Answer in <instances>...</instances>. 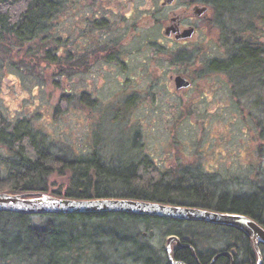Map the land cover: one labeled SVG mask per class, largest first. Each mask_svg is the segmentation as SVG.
I'll return each instance as SVG.
<instances>
[{
	"label": "rangeland",
	"instance_id": "374dc122",
	"mask_svg": "<svg viewBox=\"0 0 264 264\" xmlns=\"http://www.w3.org/2000/svg\"><path fill=\"white\" fill-rule=\"evenodd\" d=\"M61 1L57 16L49 17L46 27L43 26L46 31L40 32L32 43H19L9 37L0 43V114L9 121L11 131L16 123L25 126L34 145L46 157L58 161L50 165L54 172L45 176L47 188L39 193L71 198L66 191L71 185L72 168L64 169L61 163L93 155L113 169L122 164L121 169H127L148 161L150 170H169V178L173 177L170 173L188 169L185 179L206 184L207 193H212L213 184L228 197H240L261 187V183L264 185V68L256 66L254 73L239 68L211 72L208 68L213 65L211 60H224L238 44L251 42L264 50V0H221L230 9L247 6L246 17L239 11L224 12L225 18L219 19L222 26L211 20L213 14L198 18L194 24L200 30L192 37L195 43L184 46L187 52L182 64L175 63L169 53L167 59L160 51L170 9L180 3L175 10L183 11L181 5L185 0L172 7H164L163 0H133L139 18L145 16L148 21L143 23L147 18H140L137 25L144 26L135 27L132 34L121 20L108 34L110 43L119 40L121 54L140 50L131 56L134 80L120 88L100 78L101 54L69 56L67 49L73 34L72 19L68 18L71 0ZM80 1L89 2L92 8L102 5L100 0ZM93 24L97 25V20ZM97 32L95 26H90L86 45L90 52L98 49ZM73 37L76 45H84L74 34ZM143 46L149 47V54V49L141 50ZM173 52H177L176 48ZM75 53L81 55L78 49ZM177 72L183 75L187 86L191 80L189 89L175 87L171 78ZM11 152L0 144V174L5 173L1 169L3 158ZM135 174L137 180L142 173L137 169ZM9 188V184L0 183V193ZM28 216L9 213L0 217V247L5 245V250L9 249L0 252V264H150L152 258H161L166 238L175 230L185 241L195 239L202 252L216 248L220 251L235 242L230 237L232 233L224 231L229 229L227 226L182 220L175 223V228L167 220L123 218L124 214L117 212L109 221L83 219L87 227L79 229L81 234L85 233L81 245L89 246L85 238L97 231L91 227L96 224L107 228L102 231L117 232L118 238L136 237L141 247L150 249L147 258L139 256L135 248L138 244L125 243L122 250L111 248L107 242L99 251L83 252L80 247L78 256L73 253L68 257V253L61 252L53 260H43L35 256L34 250L40 252L41 246L31 245L33 241L24 222L35 229L51 220L66 226L63 221L67 222L69 217ZM72 223L68 221V225ZM262 255L264 263V248ZM241 258L240 262L244 256Z\"/></svg>",
	"mask_w": 264,
	"mask_h": 264
},
{
	"label": "trees",
	"instance_id": "16d2710c",
	"mask_svg": "<svg viewBox=\"0 0 264 264\" xmlns=\"http://www.w3.org/2000/svg\"><path fill=\"white\" fill-rule=\"evenodd\" d=\"M211 1L218 16L217 25L219 26L221 25L219 24V19L225 18L224 15L226 13L224 14V12L236 14L239 11L240 14L243 13L245 17L248 13L247 6L240 9H230L227 3H225L226 1ZM54 2L55 0H0V43H2L6 37L12 38L13 40L16 39L19 43H32L34 39L39 37L40 32L42 34L46 31L43 26L46 27V21L52 16L51 13L53 11ZM18 6H20V8H18ZM233 49L235 52L230 53L224 60L215 63V69L229 71L231 69L233 70V68H239L254 73L255 69L258 67L264 68L263 49L253 46L251 42L235 45ZM24 128L25 126L16 123L15 128L11 131L9 129V121L4 120L0 114V144L12 150L10 155L3 158L1 169L4 170L5 173L0 174V183H7L10 185V188L7 190L9 193L22 194L25 192H43L42 190L47 188L45 176L54 172L53 166L50 165H52V162L57 163L58 161L46 157L36 145H34V140L26 133ZM144 162L135 167L131 165L127 169H121L124 166L123 164L117 165L118 167L113 169L104 165L95 155L89 159H69L62 164L64 169L72 168L71 185L66 191V194L71 198L81 199L112 196L116 198L163 202L179 206L204 207L216 211L244 214L255 219L264 226L263 183L260 184L261 187L254 188L250 193L240 195V197L237 195L228 197V195L220 194L213 184L212 193L211 191L207 193V189L204 187L206 184L203 185L204 183L198 182V179L196 182H192L189 178L185 179L184 176L188 169L178 171L177 174L170 173L173 177L169 178V170L168 172H160L154 167L151 170H157V172L152 173L149 169L150 165L148 166L149 162ZM137 169L142 173L138 175L139 178H137V180L139 179V181H137L135 177ZM152 175L155 176L152 177ZM191 175L194 176L195 174L192 173ZM131 189L141 190H139L140 192H135ZM194 199H196V203H194ZM211 200L213 202H211ZM9 213L17 216L20 215L24 218L28 216L26 214L0 211V217ZM116 214L117 212L66 215L51 214L56 215V218L67 216L69 219L66 220L72 221L73 223L68 225V221H63V223L66 224V226H64L56 224L54 220H51L46 222L45 226L35 229L32 225H28L24 222V228L27 230L28 234H30L31 240L33 241L31 245L40 244V252H37L39 250H33L35 251V256L38 255L39 258H43V260H53L54 257H57L58 253L61 254V252H66L68 253V257H71L73 253L76 254L80 252V247L83 252L89 251L88 249L99 251L104 248L107 242L110 246L112 245L111 248L114 247L122 250L127 246L125 243H133V245H136V243L138 244V239L134 236H129L125 239L118 238L117 232L113 230L102 231L100 229L107 228H99L96 227V224H93L91 227H95L93 229L97 231L92 234V236L86 235L87 238L85 239L87 241L84 239L89 243V246L81 245V242H83L82 234L85 235V233L81 234L79 229L87 227V225H83V219L98 218L108 219L109 221L111 219L110 217H116ZM122 214H124L123 218L135 217L136 219L145 221L156 218L147 215ZM155 220L170 221L174 224L175 228L178 226L175 223L179 224L180 222L179 220L174 221L161 218ZM73 224L75 225L70 229ZM101 225H105V223H101ZM233 228L234 227H229V229L224 231L228 233L233 231ZM115 229L121 232L118 228ZM240 231H238V233H241ZM175 232L181 234L179 231L175 230ZM182 238L184 239L183 236ZM191 241L194 245H197L195 239H191L190 242ZM18 243L21 245L20 242ZM31 245H29V247L32 248L33 246ZM2 246L3 247H0V252L3 253L6 247L5 245ZM141 246L138 244L135 248L139 251V256L145 259L150 249L148 246ZM261 248L263 250L264 246ZM76 255L78 256V254ZM72 257L75 256L73 255ZM96 258L98 260L99 257L97 256ZM55 260L57 259L55 258Z\"/></svg>",
	"mask_w": 264,
	"mask_h": 264
},
{
	"label": "flooded vegetation",
	"instance_id": "af4514ba",
	"mask_svg": "<svg viewBox=\"0 0 264 264\" xmlns=\"http://www.w3.org/2000/svg\"><path fill=\"white\" fill-rule=\"evenodd\" d=\"M178 1L180 0H163L162 5L164 7H172ZM199 1H202L203 3L201 4L198 0L183 1L181 5L183 11L175 10V8L180 5V3H178L177 6L170 9V22L163 27L162 33L165 38H162L163 49L160 53L166 56L167 59H169V53L171 59L173 57L175 63L182 64L186 61L185 54L187 48L184 46L195 43V39H192V37L200 30L199 26L194 24L198 18L201 19L200 17L206 14H213L214 16L211 17V20L217 25L218 16L215 12L212 1ZM100 3H102L101 7L92 8L89 5V2H82L80 0L70 1L71 10L68 14V18L70 16L72 19V32L84 45H76V38L73 37V34H70L71 43L68 44L69 49L67 50L70 57L73 55L81 57L83 56V53H88L89 55L96 53L101 54L100 61L102 62V68L98 70L100 78L105 80L107 84L111 83L116 88H120L134 80V78L131 77L133 75V69H130L132 64L131 56H136L140 50L132 49L130 52L121 54L119 40L114 43L109 42V31H114L115 29L113 27L119 25L122 20V22H125L124 25L126 29H130V33L133 34L135 27L139 28L144 26L143 23H146L149 18L144 16L147 19L143 23L137 25L139 22L138 20L144 17L139 18L137 15L136 6L133 0H125L124 3L122 0H100ZM61 4V0H55L53 11L51 13L53 18L57 16ZM186 17H189L190 19ZM94 20H97V25L93 24ZM190 21L192 23H190ZM90 26H95L98 31V49L94 52H90L89 46H86L88 43ZM188 32L190 33L187 34ZM175 48L177 50L176 53L173 52ZM75 49L80 50L81 55H77ZM142 49L148 50L149 47L143 46L141 50ZM149 53L150 49L148 54ZM211 63L213 65L208 67L209 70L211 72L213 70L217 72V69H215V63H218V59L215 58L213 61L211 60ZM182 76L181 73L177 72L171 79L177 89H189L192 84L191 80H188V86H178V78L183 79ZM175 78L177 80H175ZM61 164H63V162ZM232 230L233 231L228 232V234L232 233L230 237H233L235 242H231L220 251H217L218 249L216 248L213 251L210 250L206 252H202V250H200L197 245H194L192 241H185V238L183 239L181 234L173 232L171 234L177 235L180 239V243L172 242L170 250H168L165 242L161 258L158 260L152 258V260L162 264H256L257 253L252 240L249 236L240 231V229L233 228ZM238 231L241 233H238ZM145 234L146 233H144V235ZM262 246L264 245L260 244L261 254ZM219 254L221 255L213 261L214 257ZM241 256H244V259L240 262V259H242ZM262 264H264L263 261Z\"/></svg>",
	"mask_w": 264,
	"mask_h": 264
},
{
	"label": "water",
	"instance_id": "95a60500",
	"mask_svg": "<svg viewBox=\"0 0 264 264\" xmlns=\"http://www.w3.org/2000/svg\"><path fill=\"white\" fill-rule=\"evenodd\" d=\"M202 13V11H201ZM188 32L187 34H189ZM187 85L178 79V86ZM0 211L26 215L33 214H92L101 212H121L137 215H148L183 221H205L216 225H224L240 229L252 240L257 253L256 264H262L263 256L260 244L264 245V226L255 219L238 213L217 212L198 207L167 205L160 202L142 201L122 198H61L46 193H0ZM172 242L180 243L177 236L167 238V248ZM221 254L214 257L216 260Z\"/></svg>",
	"mask_w": 264,
	"mask_h": 264
},
{
	"label": "bare ground",
	"instance_id": "6f19581e",
	"mask_svg": "<svg viewBox=\"0 0 264 264\" xmlns=\"http://www.w3.org/2000/svg\"><path fill=\"white\" fill-rule=\"evenodd\" d=\"M149 263H150V264H162V263H159V262H157V261H153V260H150Z\"/></svg>",
	"mask_w": 264,
	"mask_h": 264
}]
</instances>
